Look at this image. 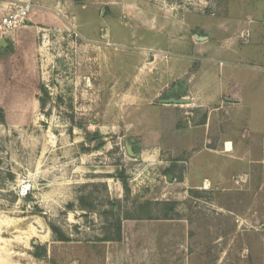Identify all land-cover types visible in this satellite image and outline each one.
<instances>
[{"label":"rangeland","instance_id":"374dc122","mask_svg":"<svg viewBox=\"0 0 264 264\" xmlns=\"http://www.w3.org/2000/svg\"><path fill=\"white\" fill-rule=\"evenodd\" d=\"M73 1L60 15L31 5L25 24L0 32L24 49L29 76L49 93L42 103L16 80L2 95L9 76L0 62V264H254L258 248L248 245L259 241L244 235L263 229L234 221V193L187 196L181 176L171 184L158 162L136 160L142 132L129 111L146 98L132 78L140 52L123 46L119 31L102 45L105 0ZM145 1L196 11L209 3ZM140 2L128 0L130 10ZM246 170L237 177L245 203L258 196L264 215V175ZM37 245L46 258L34 256Z\"/></svg>","mask_w":264,"mask_h":264},{"label":"crops","instance_id":"0c3cea01","mask_svg":"<svg viewBox=\"0 0 264 264\" xmlns=\"http://www.w3.org/2000/svg\"><path fill=\"white\" fill-rule=\"evenodd\" d=\"M25 2L59 15L64 4L74 3L0 0V19ZM208 2L196 11L142 0L134 11L128 0H105L108 9L101 19L108 32L102 45H110L119 31L123 46L140 52L132 78L146 98L129 111V125L142 132L136 160L170 171L171 184L174 175L181 176L187 196L234 193V221L263 229L244 238L258 239V246L247 245L252 251L258 248L254 264H264V215L257 210L261 198L252 195L245 203L246 191L237 180L247 175V167L264 175V0ZM93 40V46L101 45ZM172 97L190 103H162ZM256 187L251 190L257 195ZM245 207L251 210L238 211Z\"/></svg>","mask_w":264,"mask_h":264},{"label":"trees","instance_id":"16d2710c","mask_svg":"<svg viewBox=\"0 0 264 264\" xmlns=\"http://www.w3.org/2000/svg\"><path fill=\"white\" fill-rule=\"evenodd\" d=\"M5 60V61H4ZM0 62L4 64L6 69V73L9 76L7 81L5 82V90L2 95H6L8 88L13 84V82H17L16 80H22L24 83V88L26 93L31 94L34 93L42 103H45V99L49 97L48 90L45 84L40 83L34 80L31 76H29V68L26 59V55L24 53V49L22 47H15L13 44L9 43L6 47L0 49ZM34 88V91L31 89ZM5 107L3 104L0 105V122L5 121ZM118 203V202H117ZM117 227L120 229L121 222L117 221ZM121 235L118 234L116 238L119 240ZM103 240V239H102ZM34 256L38 259H43L47 257V248L45 245H37Z\"/></svg>","mask_w":264,"mask_h":264},{"label":"built area","instance_id":"2783aa9c","mask_svg":"<svg viewBox=\"0 0 264 264\" xmlns=\"http://www.w3.org/2000/svg\"><path fill=\"white\" fill-rule=\"evenodd\" d=\"M30 6V3H24L3 16L0 20V32L4 33L7 31H13L19 26L25 24L30 16L28 12Z\"/></svg>","mask_w":264,"mask_h":264},{"label":"water","instance_id":"95a60500","mask_svg":"<svg viewBox=\"0 0 264 264\" xmlns=\"http://www.w3.org/2000/svg\"><path fill=\"white\" fill-rule=\"evenodd\" d=\"M7 46V42L5 39L0 40V49L2 47H6ZM162 103H166V104H186V103H190V99L188 98H179V97H172V98H168L165 100H162ZM127 151L131 156H135V154L132 151V146L130 144H127Z\"/></svg>","mask_w":264,"mask_h":264}]
</instances>
